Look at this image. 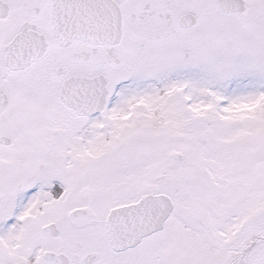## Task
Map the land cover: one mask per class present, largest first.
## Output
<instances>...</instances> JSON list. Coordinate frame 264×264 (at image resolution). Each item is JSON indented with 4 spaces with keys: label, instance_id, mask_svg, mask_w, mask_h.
<instances>
[{
    "label": "snow or ice",
    "instance_id": "obj_1",
    "mask_svg": "<svg viewBox=\"0 0 264 264\" xmlns=\"http://www.w3.org/2000/svg\"><path fill=\"white\" fill-rule=\"evenodd\" d=\"M0 264H264V0H0Z\"/></svg>",
    "mask_w": 264,
    "mask_h": 264
}]
</instances>
